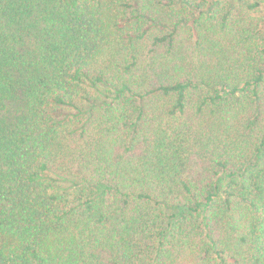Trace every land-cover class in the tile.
Returning <instances> with one entry per match:
<instances>
[{
    "label": "trees",
    "instance_id": "obj_1",
    "mask_svg": "<svg viewBox=\"0 0 264 264\" xmlns=\"http://www.w3.org/2000/svg\"><path fill=\"white\" fill-rule=\"evenodd\" d=\"M0 264H264V0H0Z\"/></svg>",
    "mask_w": 264,
    "mask_h": 264
}]
</instances>
